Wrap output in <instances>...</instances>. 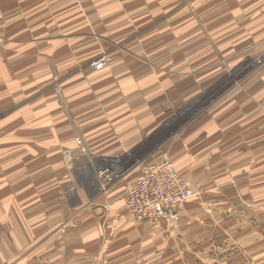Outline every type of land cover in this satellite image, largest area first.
Listing matches in <instances>:
<instances>
[{"label":"rangeland","instance_id":"obj_1","mask_svg":"<svg viewBox=\"0 0 264 264\" xmlns=\"http://www.w3.org/2000/svg\"><path fill=\"white\" fill-rule=\"evenodd\" d=\"M92 43L99 55L76 73L88 79L113 70L144 75V90H152L150 77L157 83L158 128L109 158L89 149L78 132L83 143L73 150L68 131L48 162L33 154L30 178H19L22 140L7 132V120L24 114L26 124L36 123L50 91L63 102L70 73L58 77L69 70L59 60L70 58L71 44ZM7 64L8 88L1 82ZM22 68H50L53 82L38 91L40 85H30L8 102L11 71L20 75ZM63 109L69 115L68 106ZM5 141L13 144L8 152ZM11 158L14 194L0 197V264H55L56 253L63 258L56 264H85L65 259L71 250L62 237L78 230L76 214L97 202L98 192L132 177L136 163L155 158L175 163L198 192L178 221L156 226L163 223L174 237L200 238L206 255L182 259V252L170 261L159 255L153 264H264V0H0V190L11 185L4 178V161ZM105 169L113 180L106 186ZM7 204H13L14 226L5 221ZM107 225L86 248L94 254L90 264L115 263L109 252L117 249L118 226Z\"/></svg>","mask_w":264,"mask_h":264},{"label":"crops","instance_id":"obj_2","mask_svg":"<svg viewBox=\"0 0 264 264\" xmlns=\"http://www.w3.org/2000/svg\"><path fill=\"white\" fill-rule=\"evenodd\" d=\"M73 45L70 46V58L59 60L60 66L64 65L69 70L61 72L58 77H67L70 73V77L63 83L68 84L63 90V102L60 103L58 97L50 91L44 103L43 101L42 103L39 102L41 105L44 104V107H39L41 113L38 114L36 123L26 124V120L22 119L25 116L23 114L22 118H17L16 122L12 118L13 120H7L5 124L8 133L11 132L14 135L20 133L21 145L18 144L16 148L22 149L19 157L23 169L17 175L21 179L28 180L30 178L28 164L34 161L31 160L34 158L33 154L39 158H48L46 155L51 149L63 146L60 134L68 131L70 139L68 146L73 150L76 148L75 138L78 132L89 149L98 152L97 154L102 158H109L118 153L120 154L122 151L125 152L130 148H134L158 128L156 117L159 114V108L156 82H153L155 85L152 86L150 77L145 75L146 79L149 77L146 82L152 87V90L151 88L144 90L142 87L144 75L119 76L117 70H113V74L109 71H102L88 79L76 73V71L78 67L90 63L99 55L97 47L93 43L80 47L78 44L74 47ZM7 61L9 62V60ZM10 66V64L5 66L8 78L5 82L1 81L6 83V88H8V82L11 81L8 72ZM32 72H26L22 68V73L19 75L16 70L12 69L13 79L10 85L13 87L10 90L7 89V92L5 91L8 102L14 100L16 92L21 90L22 94L25 88H27L26 90L29 89L30 85H40L36 89L38 91L53 82L51 75L53 72L50 68L35 69ZM148 91L153 92L147 93ZM5 94L3 93V95ZM17 96H19V93H17ZM64 106H68L70 118H68L69 115L63 114ZM67 118L69 121L68 127H66ZM5 143L8 152L9 149L13 148V144L8 141H5ZM156 159L161 158L153 160ZM48 161L46 159L45 163ZM149 161L151 160L149 159ZM38 162L43 163L42 160ZM4 164V178L7 182L10 180L11 185L0 190V197H12L14 194L12 181L15 177L12 168L13 158L6 159ZM135 176L136 172L128 180L125 178L105 193L98 192L99 200L84 213L76 214L77 220L75 219V223L78 230H69L67 235L62 237L63 244L71 250L65 255V259L73 258L75 261L90 264L94 260V254H91L86 248L91 244L93 237L101 236L99 235V228L100 226L103 229L106 228L104 226L105 222H108L107 228L114 227L116 229L118 226L116 230H118L119 235L113 245V248L117 249H111L112 251L109 252L110 254L114 253L112 255L115 257L113 259L114 264H128V261H131L129 264H143L144 262L153 264L158 260L159 255L170 261L174 259L175 254L178 255L182 252L179 255L182 259H189L194 256L197 259L205 257V242L198 237L185 236L183 232L174 237V234L163 223L156 226L157 224L135 223L130 220L124 207V197ZM77 196L81 201L79 193H77ZM7 206L10 209L4 208L8 211L7 215L4 214L5 221H13L12 225L14 226L13 204H7ZM2 207L0 212H3ZM191 208H193V205L187 203L184 214ZM17 209H21L22 213L25 211L19 206ZM74 210L72 209L71 212H74ZM29 217V215L24 216V214L21 216L23 221L25 220L28 224ZM111 220L115 226L110 225L109 221ZM55 239L58 240V237H55ZM58 242L62 243L61 237ZM190 248L194 250L193 253H190ZM202 249H204L203 253ZM54 260L63 261L61 253H56Z\"/></svg>","mask_w":264,"mask_h":264},{"label":"built area","instance_id":"obj_3","mask_svg":"<svg viewBox=\"0 0 264 264\" xmlns=\"http://www.w3.org/2000/svg\"><path fill=\"white\" fill-rule=\"evenodd\" d=\"M75 142L77 146H82L83 141L79 137ZM65 154L68 156L69 152L65 151ZM135 166L136 176L124 197L128 216L138 223L178 221L181 211L198 192L178 174L169 159L142 161ZM101 175L105 177V186L113 181L108 169L103 170Z\"/></svg>","mask_w":264,"mask_h":264}]
</instances>
